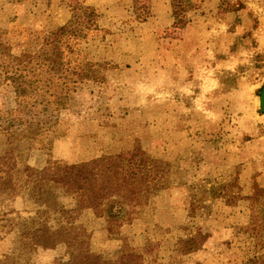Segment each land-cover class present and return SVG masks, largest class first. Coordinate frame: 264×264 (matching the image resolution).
<instances>
[{"label": "rangeland", "instance_id": "obj_1", "mask_svg": "<svg viewBox=\"0 0 264 264\" xmlns=\"http://www.w3.org/2000/svg\"><path fill=\"white\" fill-rule=\"evenodd\" d=\"M11 1L21 8L9 28H0V40L14 54L35 48L42 34L84 7L95 9L99 30L80 43L90 80L58 112L57 135L45 132V124L40 134L26 136L28 107L16 109L14 89L0 72V156L12 149L19 168L41 169L50 161L74 164L139 145L166 162L151 205L129 223L117 226L91 209L78 213L75 224L89 235L90 250L115 260L131 248L141 253V264H241L264 254V151L251 142L264 134V62L225 73L211 67L223 34L218 14L237 0H218L210 12L202 10L205 0H186L192 7H185L184 28L172 26L166 0H154V15L152 0ZM203 83L225 93L201 94ZM18 115L22 122L11 123ZM13 131L19 136L8 139ZM243 165L247 187L239 180ZM23 179L13 171L15 191L0 194V264H64L65 246L30 249L20 239L24 222L30 227L41 208ZM50 189L65 208H74L71 189ZM239 201L249 210L242 226L228 220ZM47 222L57 226L54 215Z\"/></svg>", "mask_w": 264, "mask_h": 264}, {"label": "trees", "instance_id": "obj_2", "mask_svg": "<svg viewBox=\"0 0 264 264\" xmlns=\"http://www.w3.org/2000/svg\"><path fill=\"white\" fill-rule=\"evenodd\" d=\"M241 5L238 2L227 5L225 10H236ZM170 7L172 26L184 28L188 22L185 7L188 10L192 6L186 4V0H170ZM148 16L147 8L141 21ZM97 19L94 8L84 7L81 12L72 13L64 24L42 34L35 48L19 54L12 53L10 46L0 40L3 81H8L14 89L16 109L28 107L25 111L28 116L25 125L27 137L40 134L45 124L48 125L45 132L52 134L58 112L66 109L72 94L90 80L80 43L99 30ZM19 116L13 117L11 123H21ZM50 119L54 121H48ZM20 135L24 136L22 133ZM15 136L19 134L13 131L7 138ZM6 152V155L0 156V194L15 191L16 187L11 185L13 171L20 172L29 195L41 207L37 216L31 219L30 227L27 222L22 225L20 239L25 246L30 249H54L63 245L68 255L64 264H141V253L131 248H122L115 260L92 252L89 235L75 224V220L81 210L91 209L95 215L105 217L109 223L117 226L132 221L151 205L159 190L160 175L166 171L163 159L134 145L116 154L101 155L74 164L50 161L38 169L26 163L19 168L12 149ZM52 184L72 190L74 208L67 209L57 200L50 189ZM207 190L215 195L214 187ZM52 215L57 220L56 227L47 222ZM241 264H264V254L253 256Z\"/></svg>", "mask_w": 264, "mask_h": 264}, {"label": "crops", "instance_id": "obj_3", "mask_svg": "<svg viewBox=\"0 0 264 264\" xmlns=\"http://www.w3.org/2000/svg\"><path fill=\"white\" fill-rule=\"evenodd\" d=\"M152 1H149V4L150 11L154 15L158 11V8L157 3L154 0ZM166 1L170 3L169 0ZM84 2L90 5L94 3L93 0H84ZM217 2L218 0H205L202 10L206 11L207 8V12H210V5H216ZM237 2L242 5L236 10L220 11L218 14L217 26L223 34L222 39L218 42L217 54H215L217 60H215V65H211V67L213 69L217 68L220 73L235 72L239 65L244 62L249 65H252V63L258 60L264 62V0H237ZM18 8H21L19 4H14L11 0H6L5 2L0 0V28H9L11 17L17 14ZM168 9L169 4H167ZM227 33L228 38L226 39L224 36ZM215 86L218 85L212 86L203 83L200 86V93L204 95L225 93V90L221 86H219L220 90L216 92ZM235 91L236 89H233L227 91V93ZM251 142L261 144L262 147H260V150L264 151V134H259ZM247 171V167L243 165L239 175L241 185H246V187L248 186V181L245 182L243 179ZM231 212L232 215L228 219L231 224L242 226L248 223L249 210L247 208V202H237V205L233 207Z\"/></svg>", "mask_w": 264, "mask_h": 264}, {"label": "water", "instance_id": "obj_4", "mask_svg": "<svg viewBox=\"0 0 264 264\" xmlns=\"http://www.w3.org/2000/svg\"><path fill=\"white\" fill-rule=\"evenodd\" d=\"M259 103H260V111L262 115H264V84H262V87L260 89Z\"/></svg>", "mask_w": 264, "mask_h": 264}]
</instances>
